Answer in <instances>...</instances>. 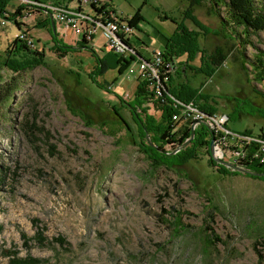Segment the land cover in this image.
<instances>
[{
    "label": "rangeland",
    "instance_id": "1",
    "mask_svg": "<svg viewBox=\"0 0 264 264\" xmlns=\"http://www.w3.org/2000/svg\"><path fill=\"white\" fill-rule=\"evenodd\" d=\"M191 1L112 4L123 17H137L132 42L155 50L180 23L198 30L187 13L205 24L199 46H219L227 57L210 77L187 73L189 83L228 116L229 131L264 138V79L253 78L251 65L244 72L233 55L242 49L250 62L255 48L264 49V31L244 43L241 28L228 26L208 0ZM17 6L10 0L7 9ZM37 11L20 10L18 26L0 24L1 57L18 28L28 31L41 18ZM60 38L73 47L64 57L45 47L43 63L32 69L0 67L18 85L0 103V264L25 257L37 264H264V180L241 171L220 174L206 147L179 170L152 164L132 142L140 138L138 125L125 104L134 96L136 74L120 71L122 55L105 48L99 30L93 42L71 29ZM183 126L184 120L177 123V135ZM243 161L235 165L245 168ZM58 235L65 244L54 240Z\"/></svg>",
    "mask_w": 264,
    "mask_h": 264
},
{
    "label": "trees",
    "instance_id": "2",
    "mask_svg": "<svg viewBox=\"0 0 264 264\" xmlns=\"http://www.w3.org/2000/svg\"><path fill=\"white\" fill-rule=\"evenodd\" d=\"M10 0H0V18H4L10 22H13L18 26L20 23L16 21V17L20 14V10L22 8L21 5L17 6V8L10 12L7 9L8 3ZM43 1H52L54 3L72 2L73 0H43ZM200 0H192L190 5L193 2H199ZM210 6H214L218 11L219 17L227 23L228 26L232 27L235 31L238 28H241L242 36L244 37V43L250 44L248 38L251 34H258L260 31H264V0H208ZM221 10H224L225 15L221 14ZM188 15V16H187ZM187 17H189L195 26H198L204 34L208 33L207 26L197 20L194 16L187 13ZM137 21V17H132L129 22L135 25ZM43 23L38 22L35 24L36 27H42ZM49 27L50 23H48ZM136 26V25H135ZM51 30V29H50ZM57 32L55 31L53 35L51 34V40L53 42V47L49 48L55 53H58L60 57H64L67 52L73 47L70 45L64 44L59 38H57ZM236 35V32H235ZM236 37V36H235ZM168 39V45L162 51V54L165 58L174 61L177 64L176 58L182 54L192 55L199 51H196L194 46L197 45V33L188 29L182 23L178 24L176 31L172 34ZM85 40L81 38V43H84ZM239 46V43L236 44ZM256 53L254 57L248 62L247 57L244 55L242 49L238 50V55L240 58V53L243 54L244 59L240 58V68L247 72L248 65L252 66L254 71L253 78H256V81L264 79V49L255 48ZM44 50H32L27 47L24 43H22L18 39L13 40L12 46L6 50V54L1 57L0 56V67H6L10 69L12 72H18L25 69H32L35 66L42 64L44 60ZM139 56L142 55L138 52ZM202 55H205L202 52ZM144 58V57H143ZM216 59V60H215ZM215 59H212L210 62V66L216 68L220 64H222L225 60L223 55L218 54L215 56ZM120 64L122 70L129 66L131 58H126L124 56L120 57ZM180 64L182 62H179ZM205 65L204 58H202L201 65ZM101 68L104 67V62L100 61ZM196 72L204 73L208 76L212 75L213 69L211 68L210 72H207L200 67L196 68ZM176 74V71L171 74L169 77V81L165 90L162 92L161 97L156 100H151V92L148 89V85L143 81L137 80L135 89L133 91V98L131 101H125L131 109V115L137 122V134L140 137L138 140L133 138L132 142L140 148L141 151L145 152L148 158L152 161L154 165L164 164L168 168H176L179 170L182 168L188 161L191 159H195L198 155L197 150L199 148L206 147V152L209 153V141L211 139L210 129L207 125L200 123L196 128L192 129L187 122H184V126L179 135L177 132L179 129H175L177 122L172 120V115L177 111V107L174 106L171 96H174L183 101H192L186 98H182L177 93H174L170 89V81L173 79V76ZM260 82V81H259ZM18 85L16 81L5 80L0 75V103L5 104L13 98V94L15 93ZM200 92V90L198 91ZM199 101L205 102L208 98L204 99L202 96L199 97ZM145 104V106H143ZM154 107L155 109L160 111L159 118H156L153 114L148 113V109ZM143 106V107H142ZM141 108L144 115H141L137 109ZM202 109V108H201ZM207 111H217V109L213 106L209 108ZM204 110V109H203ZM206 110V109H205ZM122 119V118H121ZM123 120V119H122ZM124 121V120H123ZM125 122V121H124ZM144 123L149 124V128L145 129ZM200 125V127H199ZM148 130V131H147ZM191 130L194 132V136L191 139L190 143L185 147L181 148L174 154L168 153L169 150L165 149L166 145H172L173 148L175 146L183 143L187 138H189L191 134ZM242 135H247L246 133H240ZM151 143V144H150ZM247 146V147H245ZM244 147L247 149L246 156L243 161V165L246 169L252 172H264V159L260 161L259 158L254 157L253 153L256 149L254 143L250 145H245ZM173 150V149H172ZM209 163L216 168V171L220 174H236L239 173L236 169H230L225 165L218 164L213 161L212 157L209 155L208 159ZM254 178H260L264 180V176H257L253 174H248ZM0 180L3 178L0 175ZM212 240L219 241L218 235L213 232L210 235ZM36 237L39 242H42L45 237L42 235V231H38L36 233ZM54 240L60 243L61 245L66 243L64 237L58 235L54 237ZM262 255H260V260L262 259ZM13 264H37L39 260L34 257H25L23 259H15L11 261Z\"/></svg>",
    "mask_w": 264,
    "mask_h": 264
},
{
    "label": "built area",
    "instance_id": "3",
    "mask_svg": "<svg viewBox=\"0 0 264 264\" xmlns=\"http://www.w3.org/2000/svg\"><path fill=\"white\" fill-rule=\"evenodd\" d=\"M16 1L22 6L21 10L38 9L51 13L56 26L74 30L89 41H92L95 32L99 30L108 51L113 50L126 58H131L127 69L136 74V80L148 85L151 100L163 99L161 94L167 86L169 77L176 71L177 64L165 58L161 49L154 50L149 58L140 57L137 47L132 42L136 26L115 11L112 0H74V5L43 0ZM17 17L16 21L21 24L22 21ZM7 21L0 18L1 25ZM15 38L32 50H40L37 41L27 30L18 28ZM171 100L177 107L172 120L177 123L184 120L192 129L200 123H205L212 131L214 151L215 153L217 151L216 154L221 159L229 161L233 157L232 164H237L246 156L245 145L254 143L256 149L253 156L263 161L264 138L232 133L225 126L228 116L223 112L203 110L192 101H183L174 96H171ZM238 145L239 149L236 148Z\"/></svg>",
    "mask_w": 264,
    "mask_h": 264
},
{
    "label": "crops",
    "instance_id": "4",
    "mask_svg": "<svg viewBox=\"0 0 264 264\" xmlns=\"http://www.w3.org/2000/svg\"><path fill=\"white\" fill-rule=\"evenodd\" d=\"M69 5H74V0L72 2H69ZM37 12H39L41 14V18L36 19L34 24L32 26H29L28 31L36 39H38L40 42L42 41V43H41L42 49H45V47L46 48H50V47L52 48L53 42H52L50 35L48 33V32H51L50 27L48 25V23H50V25H51L50 17H49L50 13L42 11V10H38ZM38 22H42L43 26L42 27H36L35 24H37ZM55 27H57V29H56V31L58 33L57 38H59L63 42V40L60 38V33L62 31H64L65 29L56 26V24H55ZM196 27L198 28V30L193 29V28H188V27L187 28L192 30L193 32L197 33V39H196L197 45L195 44L194 48L196 51H199V52L194 53V54L189 55V56L186 54H182L176 58V60H177L176 74L173 76V79L170 81V89L174 93L178 92V95H180L182 98L193 100L195 105H197L199 108H202L204 110L205 109L210 110L209 108L210 107L212 108L213 106L211 103L208 102V100H205V102L198 100L200 96H202L204 99L205 98L207 99L209 97L208 94H205L202 91L198 92L199 90L197 91V88L193 87L189 83V80L187 79V73L193 72L195 74V73H197L196 68L199 69L200 67H202V69L207 71V72H210V70L212 68L213 72H214V70L217 69L219 66H222L224 64V62L222 64H220L219 66H217L216 68H213V66H210V64H209L210 62H212V59H215V56H218V54L223 55V57H225V59L227 56H226V53L222 50V48H220L219 46H212V48H210V49L205 48V47H200L199 43H198V35L200 32H203V31L198 26H196ZM37 28L43 29L44 32H41L39 34H35V31ZM166 38H169V37H166ZM166 38H165L164 48H166L168 45H170V43L168 44V39H166ZM134 45L137 47L138 52L144 58H149L151 56L152 52L155 50V48H148L143 42L137 41L136 43H134ZM164 48H157V49L163 50ZM238 50H239V48H237L235 53L233 54L234 56L236 55V57L238 54ZM202 52L205 55H202ZM202 58H204L205 65H203V64L201 65ZM179 62H182V63L180 64ZM239 62H240V58H239ZM213 72H212V74H213ZM135 82L137 83V80ZM201 85H202V82H200L199 87Z\"/></svg>",
    "mask_w": 264,
    "mask_h": 264
},
{
    "label": "water",
    "instance_id": "5",
    "mask_svg": "<svg viewBox=\"0 0 264 264\" xmlns=\"http://www.w3.org/2000/svg\"><path fill=\"white\" fill-rule=\"evenodd\" d=\"M49 17H50L52 31L55 32V30H56L55 22H54V18H53L51 13L49 14ZM203 124L206 125L205 123H203ZM210 134H211V139L209 141L208 147H209V153H210L213 161H215L218 164L225 165L226 167H232V168H234V169H236L238 171H241V172H244V173H247V174H253V175H257V176H264V172H252V171H250V170H248L246 168L237 166L235 164H232V163H230L228 161H225V160L221 159L220 157L216 156V154L214 153V143H213L212 131H210ZM193 136H194V132H193V130H191V134H190L189 138H187L183 143L177 145L173 150L169 151L168 153L174 154L178 150H180L181 148H183L186 145H188L190 143L191 139L193 138Z\"/></svg>",
    "mask_w": 264,
    "mask_h": 264
},
{
    "label": "bare ground",
    "instance_id": "6",
    "mask_svg": "<svg viewBox=\"0 0 264 264\" xmlns=\"http://www.w3.org/2000/svg\"><path fill=\"white\" fill-rule=\"evenodd\" d=\"M216 153H217V151H216Z\"/></svg>",
    "mask_w": 264,
    "mask_h": 264
},
{
    "label": "flooded vegetation",
    "instance_id": "7",
    "mask_svg": "<svg viewBox=\"0 0 264 264\" xmlns=\"http://www.w3.org/2000/svg\"><path fill=\"white\" fill-rule=\"evenodd\" d=\"M210 136H211V134H210Z\"/></svg>",
    "mask_w": 264,
    "mask_h": 264
}]
</instances>
